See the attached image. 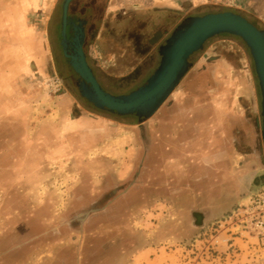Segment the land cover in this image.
I'll use <instances>...</instances> for the list:
<instances>
[{
    "label": "rangeland",
    "instance_id": "374dc122",
    "mask_svg": "<svg viewBox=\"0 0 264 264\" xmlns=\"http://www.w3.org/2000/svg\"><path fill=\"white\" fill-rule=\"evenodd\" d=\"M63 1L29 0L31 11L18 2L15 12L0 14V264H264L252 251L253 239L264 238L255 228L257 197L264 194L261 93L245 43L230 34L209 39L190 57L175 90L201 88L199 70L213 58L245 60L256 86L249 114L256 125L252 119L251 137L242 125L239 137L249 141L240 148L248 155L231 171L219 153L227 151V141L194 136L189 119L185 152L195 170L189 162L163 179L146 155L153 122L142 129L133 116L99 110L65 82ZM119 2L73 0L69 7L90 21L83 9L91 6L93 21L87 23L104 35L105 21L123 9ZM207 9L201 14L233 12ZM114 51L111 56L96 38L88 46L108 93L119 95L148 77L136 67L141 59L126 61ZM198 160L208 167L197 169Z\"/></svg>",
    "mask_w": 264,
    "mask_h": 264
},
{
    "label": "crops",
    "instance_id": "0c3cea01",
    "mask_svg": "<svg viewBox=\"0 0 264 264\" xmlns=\"http://www.w3.org/2000/svg\"><path fill=\"white\" fill-rule=\"evenodd\" d=\"M18 2L24 3V10L30 9L31 11L32 5L29 0H0V14L1 12H15ZM111 5L113 6V4ZM119 5L123 8L121 13L105 21L106 33L109 37L105 44L108 51L111 52V56L115 53L112 44L120 38L125 20L132 22L127 27L135 22L144 25V37H149V29L150 26L153 27L151 25L153 22H156L154 26L159 27L160 21L170 19L172 20L171 25L174 27L187 17L205 15L201 13L208 11L209 6H217L226 11L240 13L244 18H246L245 15H249L252 19H246L257 28L264 30V0H120ZM149 17L151 23L148 21ZM100 35L99 31L95 38L97 39ZM161 39L158 42L162 41ZM126 41L129 43L130 38H127ZM109 59L111 60L112 57ZM160 59L159 49L157 50L155 47L148 55L144 54L136 67H142L143 75L149 77L159 66ZM147 61L151 63H145ZM244 61L234 59V57L224 61L219 57L213 58L210 64L203 65L199 70H203L201 76L204 77L201 88L197 86L191 88L187 84L180 90H175L172 94V101L167 106L162 104L151 118L152 121L148 120L143 123L142 129H145L143 126H146L148 122H153L152 149L149 151L150 154L146 155L152 156L153 166L155 165L154 172L160 171L163 179L166 178L165 172L180 171L184 165L190 162L189 154L185 152L192 138L187 124L189 119L194 121L193 132L197 131L194 136H199V138L202 134H210L213 136L212 138L218 136L217 139L221 141L222 145H224L223 141H227V151H225V147H221L219 153L223 155L221 156L223 164L228 163L231 171L235 172L236 164L240 162L239 158L248 155L240 152V148L242 141L243 145L249 141H245V139L240 141L239 137L242 125L243 130H247L249 133V137H251L252 119L256 125L255 115L254 117L249 115L256 105V86L253 72L251 73V69ZM133 68L135 67L130 70ZM242 109L245 112L244 116L241 112ZM200 144L201 142L197 145V149L202 148ZM217 152L216 150L214 155ZM198 161L200 166L197 169L208 167L207 163L202 160ZM189 164L192 167L190 170L194 171L196 162L191 161ZM142 165L141 171L145 170V164ZM159 177L161 178L160 175ZM253 240L256 246L252 248V251L260 253V256L264 258V248L259 246L257 248V244H264V238Z\"/></svg>",
    "mask_w": 264,
    "mask_h": 264
},
{
    "label": "water",
    "instance_id": "95a60500",
    "mask_svg": "<svg viewBox=\"0 0 264 264\" xmlns=\"http://www.w3.org/2000/svg\"><path fill=\"white\" fill-rule=\"evenodd\" d=\"M72 1L64 0L62 4L61 46L66 61L82 78L81 88L86 102L116 116H137L141 123L159 110L188 73L190 57L201 51L209 39L219 34H230L239 37L252 56L261 93L264 140V30L234 12L187 17L177 27L172 37L160 46V63L149 79L129 94L112 96L100 88L91 69L85 63L82 38L76 34L79 25L71 34V40L67 39L68 9Z\"/></svg>",
    "mask_w": 264,
    "mask_h": 264
},
{
    "label": "flooded vegetation",
    "instance_id": "af4514ba",
    "mask_svg": "<svg viewBox=\"0 0 264 264\" xmlns=\"http://www.w3.org/2000/svg\"><path fill=\"white\" fill-rule=\"evenodd\" d=\"M83 10H85V14L83 16H86L90 19V21H93L91 6H86V8H84ZM68 12L70 14L68 16L67 27H66L67 39L71 40V34L74 32V29L77 27V25H79L80 28L76 30V34L80 38H82V50H83L84 55H85V60H86L85 63H87L88 67L91 69L92 74L95 77L100 88L105 93L110 94V93H108L110 91H108L106 89L102 80L99 78V73L97 71L99 69V65H97L96 59H94V57H91L90 54L88 53V46H89L90 42L92 41V39H94L96 37V33H97L98 29H96V28L92 29V23H87L90 21L88 19H83L81 17L82 14L80 11L75 10L74 8L71 7L70 9H68ZM150 20L151 19L149 17L148 21H150ZM123 22L124 23H123V27H122V33H120V38L118 39V41H116L112 44V47L114 50H116L117 54H119L121 52L122 54L120 56L123 57V59L125 58L126 61H128V60L137 61L139 59H142V57H144V54L148 55L150 53V51L155 47H157V50H158L160 48V46L165 41H167L168 39H170L172 37L174 31L180 25V22H179L176 26L173 27L171 25L172 20H170V19H167V20L164 19V20L160 21V23L158 24L159 27L154 26L156 24V22H153V24H151V25H153V27L150 26V29H149L150 30L149 31L150 35L148 34L149 37H144V34H143L144 29H145L144 25H139V24H136V22H135L133 25L131 24V26H128V27H130V28H128L127 25L129 23H132V22H128L127 20H125ZM150 23H151V21H150ZM103 25H104L105 31H107L105 23ZM81 34H82V37H81ZM108 38L109 37H108L107 33H105L104 35L103 34L100 35L97 39L100 41H103L105 43L108 41ZM127 38H130L129 43H127V41H126ZM160 38H162L161 39L162 41L158 42L160 40ZM59 48H60L62 58L64 60L63 64L65 67V71L67 73V75L64 77L65 82L69 81L71 83V85L73 86V88L79 92L81 99L86 100V98L84 97V95L82 93L83 90L81 88L82 78L74 70V68L66 61L64 54H63V50H62V46H61V22H60V27H59ZM103 72H105V71H103ZM149 77L145 80V82L149 79ZM184 78H185V76H184ZM190 81H191L190 78L185 79L184 85ZM145 82H143L140 86H142ZM140 86H138V87L134 88L133 90L129 91L128 93H124V94H129L130 92L136 90ZM175 89H174V91H175ZM173 92L171 93V95L169 97L172 96ZM124 94H119V95H124ZM110 95L119 96L117 94H110ZM152 116L150 118L144 120L143 122H141L142 125L147 120L151 119ZM133 117H135L138 120L137 116H133Z\"/></svg>",
    "mask_w": 264,
    "mask_h": 264
},
{
    "label": "built area",
    "instance_id": "2783aa9c",
    "mask_svg": "<svg viewBox=\"0 0 264 264\" xmlns=\"http://www.w3.org/2000/svg\"><path fill=\"white\" fill-rule=\"evenodd\" d=\"M257 201L256 204L259 205L257 208L260 211L257 214L258 217L255 218V228L264 232V194L257 197Z\"/></svg>",
    "mask_w": 264,
    "mask_h": 264
}]
</instances>
